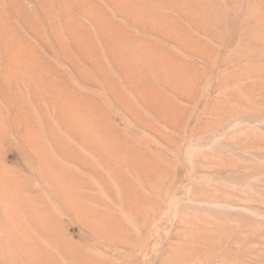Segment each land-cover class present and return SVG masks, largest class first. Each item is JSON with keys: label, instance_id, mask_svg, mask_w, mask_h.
<instances>
[{"label": "rangeland", "instance_id": "rangeland-1", "mask_svg": "<svg viewBox=\"0 0 264 264\" xmlns=\"http://www.w3.org/2000/svg\"><path fill=\"white\" fill-rule=\"evenodd\" d=\"M0 264H264V0H0Z\"/></svg>", "mask_w": 264, "mask_h": 264}]
</instances>
